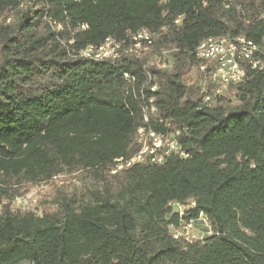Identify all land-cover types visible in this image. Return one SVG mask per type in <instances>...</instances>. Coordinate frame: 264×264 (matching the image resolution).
<instances>
[{"label":"trees","instance_id":"16d2710c","mask_svg":"<svg viewBox=\"0 0 264 264\" xmlns=\"http://www.w3.org/2000/svg\"><path fill=\"white\" fill-rule=\"evenodd\" d=\"M138 32L151 50L128 54ZM109 37L119 59L81 56ZM211 37L262 43L264 0H0V264H264V74L208 106L189 73ZM163 51L170 68L148 61ZM140 129L187 156L113 174ZM79 171L99 185L87 200L11 206ZM200 213L206 236L175 239Z\"/></svg>","mask_w":264,"mask_h":264},{"label":"built area","instance_id":"2783aa9c","mask_svg":"<svg viewBox=\"0 0 264 264\" xmlns=\"http://www.w3.org/2000/svg\"><path fill=\"white\" fill-rule=\"evenodd\" d=\"M83 28H85V26H83ZM146 36L147 35H140L139 32L133 35L132 39L134 45L131 46V51L128 54H139L143 49H147ZM215 43H230V52L215 50ZM117 48V46L113 45V38L109 37L105 39L100 46L90 45L86 47L82 51L81 56L83 58L101 57V59L115 61L122 56L117 55ZM196 57L199 60V65L196 68L201 78L203 90L206 91L208 86L213 87L212 94H208L204 99L208 106L213 104L216 97L225 93L229 86L241 83L245 78L247 69L260 71V73L264 74V49H238L237 45L232 43V38L230 37L226 41H213L209 43L205 48V54H196ZM155 58L157 66L160 68H170L171 65L168 63V61L171 60L170 55L156 56ZM128 80H132L129 75ZM154 88L156 87L154 86ZM157 135L158 133L152 130H149V135H141L140 129V136H147V142L148 140H156V147L149 148V150H141L140 146L138 154L141 152H149V159L146 162H138V158H131L127 163L153 164L155 161H164L165 154L173 153L167 152L168 143H175V153L187 156V154L182 151L177 140L160 143L157 142ZM137 142L140 145V137L137 138ZM153 150L163 151V153H160L159 159H152ZM192 206H194V204H192ZM179 212L183 213L184 211ZM208 227L209 223L207 218L203 213H200L198 217L190 218L179 230H174L173 235L175 239L184 238L187 241L202 240L206 236L205 234H207L206 229H208ZM196 232L198 233L196 234Z\"/></svg>","mask_w":264,"mask_h":264},{"label":"rangeland","instance_id":"374dc122","mask_svg":"<svg viewBox=\"0 0 264 264\" xmlns=\"http://www.w3.org/2000/svg\"><path fill=\"white\" fill-rule=\"evenodd\" d=\"M149 50L151 49H143L142 51ZM168 52L163 51L162 54L169 55ZM156 56H158V54L150 57L148 61L151 64L156 65ZM189 75L192 78L193 83L199 86L202 85L201 78L199 77V72L196 67L191 69ZM141 135H147V133L142 132ZM138 137H140V143L143 144V150H149V148L156 146V140H148L147 142V136H140L139 133ZM149 141H152V145L149 143ZM171 141V139L165 138L159 139V141L157 140V142L161 143H167ZM171 144L173 143H168L167 152H171ZM140 156L142 157L139 160L141 162H146L149 159V152H141ZM98 186L99 185L91 172H67L58 176L49 183L41 185H27L20 191V196H17L14 201H12L11 206L15 209H21L22 211H33L38 215H42L43 213L53 212L58 209L57 202L60 194H65L75 201L87 200L88 192L96 189ZM172 208L174 212L184 211L185 209L184 207L176 204H173ZM197 233L198 232H196V234Z\"/></svg>","mask_w":264,"mask_h":264},{"label":"bare ground","instance_id":"6f19581e","mask_svg":"<svg viewBox=\"0 0 264 264\" xmlns=\"http://www.w3.org/2000/svg\"><path fill=\"white\" fill-rule=\"evenodd\" d=\"M140 35H147L145 32H143ZM148 36H146L147 38ZM228 39V37H211L208 38L206 40H204L203 42H201L196 50V54H205V48L206 46L213 42V41H226ZM232 43L236 44L238 49H245V50H259V49H264V41L260 44H256L248 39H246L245 37H237L235 39H232ZM113 45L117 46V51L119 49V46L113 41ZM215 50H221L222 52H230V43H215ZM87 58H93L95 60H103L101 59V57H87ZM206 102V100H205ZM147 133V135H149V132L144 131L143 129H141V133ZM138 133L140 134V130L138 131ZM170 139V138H166V137H161L159 135H157V140L159 141V139ZM161 143V142H160ZM156 146H154L153 148H155ZM171 152L175 151V143L171 144ZM159 150H153L152 151V159H159L160 158V154L158 153ZM142 156H140V154H138L137 156H135L134 158H138V160L141 158ZM130 161V160H129ZM127 161V162H129ZM140 161V160H139ZM138 161V162H139ZM127 162H122V160H119V165L117 166V168H115L112 173L115 174L117 173L118 170L122 169L124 166L125 167H129L131 165H133L134 163H127ZM163 161H155L153 163H162Z\"/></svg>","mask_w":264,"mask_h":264}]
</instances>
